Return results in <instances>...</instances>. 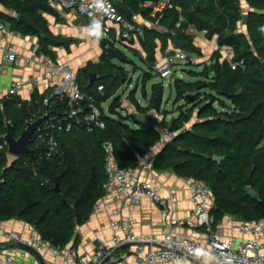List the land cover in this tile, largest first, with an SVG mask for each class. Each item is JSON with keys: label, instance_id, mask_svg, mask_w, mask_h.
<instances>
[{"label": "trees", "instance_id": "obj_1", "mask_svg": "<svg viewBox=\"0 0 264 264\" xmlns=\"http://www.w3.org/2000/svg\"><path fill=\"white\" fill-rule=\"evenodd\" d=\"M1 1L23 14L31 25L25 26L17 17L1 11L0 22L9 21V27L37 35L43 52L52 53L48 44H68L72 40L51 32L41 12H53L47 0ZM123 1L132 13L141 12L148 16L147 10L141 6L144 0ZM239 1L191 0L196 18L188 13L184 0H174L181 10L172 8L165 12L160 20L165 29L142 26L143 31L139 35L145 51L141 61L152 70L157 47L164 48L174 36L186 49H195L192 36L185 31L190 22L199 29H207L208 36L216 34L218 44L232 45L235 58L246 61L244 70L232 69L228 62L219 61L217 52L212 75L210 67L206 66L199 72H189L198 76L194 81H186L176 74L173 76L175 101L184 99L191 106L173 120L171 128L188 120L196 107L198 120L190 129H180L153 157L154 168L172 169L180 175L202 179L210 186L215 195L214 222L225 213L242 220L264 218V203L248 195L245 188V179L252 172V186L264 198V0H247L254 8L247 14V34L238 30V22L242 19ZM180 15L184 18L177 26ZM104 49L100 61H89L77 72L81 89L96 93L99 100L110 97L121 81L114 74V70L121 66L109 59L105 46ZM116 51L121 56L119 50ZM136 54L139 55L138 52ZM93 72L97 77L90 86V74ZM144 73L149 75L146 71ZM99 83L104 85L102 94L96 92ZM240 86L243 89L237 93ZM161 102L162 83H155L148 103L138 104V109L142 113L153 108L158 110ZM216 103L224 109H218ZM118 106L119 97L111 101L109 111H116ZM30 109L26 104L16 106L12 101L6 102L0 117V132L5 130L4 120L8 119L14 126V135L18 136ZM123 118L131 120L132 124L108 115L102 129L59 132L63 154L42 160L37 177L29 166L19 162L7 168L4 180L0 182V220L22 219L33 225L40 236L60 247L74 243L76 225L89 217L93 203L104 194L106 173L102 141L108 139L113 142L115 157L121 166L134 167L136 153H147L159 139L160 133L155 125L137 123L131 113ZM180 146L188 151L180 150ZM191 149L211 156L222 154L225 158L217 163L212 158L192 154ZM45 177L48 181L41 183ZM56 182L59 191L55 189Z\"/></svg>", "mask_w": 264, "mask_h": 264}, {"label": "built area", "instance_id": "obj_2", "mask_svg": "<svg viewBox=\"0 0 264 264\" xmlns=\"http://www.w3.org/2000/svg\"><path fill=\"white\" fill-rule=\"evenodd\" d=\"M47 1L60 10L75 8L81 15L89 18V28H98L99 32L107 37L109 46L114 48L117 43L128 45L134 32L142 33V26L157 28L168 9L181 10L174 0H144L141 6L153 19L142 25L135 15L128 17L114 0H103L102 7L97 6V0ZM179 19L177 26H180L181 18ZM187 29L194 32L191 26ZM11 32L7 23L0 22V71L26 62H32L38 71L32 72L28 77L18 75L11 79L4 90H0V117L8 101H12L16 106L26 104L31 107L27 121H33L42 115L45 117L32 133L29 142L31 152L20 155L11 153L5 137L6 125L5 130L0 132V182L4 180V171L15 162L29 166L37 177L40 174L38 165L42 160L63 154L58 139L59 132H92L102 129L106 126V114L109 111V105H103L104 100H99L94 93L81 89L76 75L67 63L57 61L37 48L29 55L17 51L7 42ZM202 32L207 34V29H202ZM217 46L222 60L228 62L232 69H245V59L235 58L232 45ZM177 60L195 62L196 55L167 44L154 62L153 70L162 79H170L176 72ZM43 81L49 90L45 96L38 89ZM28 84H31V93L25 96L22 90ZM103 90L102 83L96 85L98 93L102 94ZM156 127L160 136L155 147H162L172 139L174 133L169 124L159 123ZM184 128L190 129L191 125L187 123ZM102 144L106 173L104 194L93 203L90 213L110 215L109 226L113 230L111 241L97 237L93 250L78 256L73 244L60 247L40 234L24 235L9 230L5 231L7 240L28 244L40 253H51L59 260L28 257L26 249L20 247L14 253L0 249V264H100L116 248L126 244L131 245L135 260L131 262L124 257L121 264H264V218L242 220L225 213L223 219L228 223L229 233L225 237L220 236L213 228L212 209L215 206V195L204 180L196 177L190 176L186 179L189 196L193 202L191 214L185 219L190 225L189 234L179 235V222L173 219L169 221L168 230L160 235L136 232L137 218L134 210L143 197L148 196L158 203L161 214L168 216L175 194L169 190L167 195H163L161 183L151 174L155 155L153 146L145 154L136 153L134 167H123L115 157L113 142L106 139ZM144 172L151 175L145 176ZM46 181L48 178L45 177L41 183ZM123 211H126V214L123 215ZM200 228L204 230L203 237L199 234Z\"/></svg>", "mask_w": 264, "mask_h": 264}, {"label": "crops", "instance_id": "obj_3", "mask_svg": "<svg viewBox=\"0 0 264 264\" xmlns=\"http://www.w3.org/2000/svg\"><path fill=\"white\" fill-rule=\"evenodd\" d=\"M239 2L242 16L245 14L247 15L249 10L254 9L249 5L247 0H240ZM50 6L53 8V12L41 11L47 20V25L53 34L60 35L62 37H71L72 40L69 41L68 44H48L47 47L49 50H51L52 53H46L40 49L41 44L37 35L32 33H24L12 27H10L12 28V32L10 33V35H8L7 42L22 54L29 55L34 48H37L40 52L52 56L55 60L67 63L77 78L78 70L81 67L85 66L89 61H100L101 56L105 50L104 46L106 47L109 45V43L107 42V37L103 34L102 36L99 32V29L96 27L94 29H90L88 26V24L90 23L89 18L81 15L75 8H65L60 10L53 7L52 5ZM0 11L17 18L19 16L18 12L5 6L1 0ZM132 15H135L136 20L142 25L145 24V22L153 19V17L149 13L148 16L143 15L141 12L136 14L132 13ZM180 18L183 19V15H180ZM6 23L7 25L11 26L9 21H6ZM189 26L194 28V32H191L187 29ZM157 28L165 29L162 25H159ZM238 30L247 34L246 23H244L242 19L238 22ZM185 31L186 34H190L192 36V43L195 45L194 50L186 49L181 43H179L178 40L177 42L171 40L168 42V44H171L175 48H181L188 52L194 53L196 55V60L195 62H189V64L191 63L198 65L199 70L196 72L201 71L206 66L210 67L209 72L212 75L213 64L216 60L217 52L219 53V61H224L221 58V52L219 51L217 46V35L214 34L212 36H208L207 34H204L202 32V29H199L194 23L191 22L188 23ZM139 35L140 34L138 32H134L132 34V37L128 41L129 44H125V46L136 47L139 50L138 56H140L141 59L144 58L145 51L140 44ZM158 44H160L159 40ZM162 49L163 48H160L159 46L157 47L155 53V61L157 60ZM176 63H181V73H184L185 71H192L191 69L185 68V65L188 64L187 61L177 60ZM144 65L148 66V64L145 63ZM34 71L38 70L32 64V62H26L24 64L22 63L19 66L10 67L6 70L0 71V90H4L8 86L12 78L18 75L28 77ZM190 77H192V79L186 81H194L198 76L190 74ZM169 82V85L173 86V82ZM38 89L39 91H42L43 95L44 93L47 94V92L49 91L48 89H46L45 81L39 84ZM22 93L25 96L30 95L31 84H28L22 90ZM150 97H147L148 101ZM148 101L146 103H148ZM180 101H183V103L175 106V109L169 112V115H167V113L165 112L161 113L159 115L160 118L157 119L154 125L157 126L159 123L171 125L170 123H168V121H171V123H173V120L177 118L182 111L187 110L191 106V104L187 103L184 99H180L177 102ZM216 106L218 107V109H224V107L218 105L217 103ZM227 106L229 105L227 104ZM149 110H154V108ZM196 120H198L197 111L193 110L190 114L189 119L184 121L183 123L187 124V122H189L188 124L192 125V123ZM263 142L264 138L262 140V143ZM155 144L152 146L154 147L153 150L156 154L161 147H155ZM151 174L156 177V179L161 183V193L163 195H167L168 191L172 190L175 194V198L172 202L170 214L168 216H163L161 214V207L158 203L151 200L148 196L143 197L142 202L134 210V215L137 218V223L135 225L136 232L160 235L168 230L169 221L170 219H173L179 222V235L189 234L190 225L185 222V219L191 214L193 208V202L189 196V190L186 183V179L189 176L180 175L172 169H158L154 167L152 168ZM151 174L148 172H144L145 176H150ZM122 214H126V211H123ZM223 218L224 215L221 219L213 222V228L220 236L225 237L229 233V226ZM109 219L110 215L108 213L101 215H92L90 213L89 217L85 221L76 225V239L74 240V243L70 242L69 244H73L76 247L78 256H82L84 252L92 251L95 247V239L97 237H101L105 240L111 241L113 230L109 226ZM9 230H14L24 235L39 234L33 225L25 222L22 219L11 218L7 220H0V249H3V252L9 251L14 253L17 252L18 248H20L15 242L6 239L5 231ZM199 234L201 237L205 235L202 228L199 229ZM26 252L28 253V257L34 256L42 260H59L48 252H39L40 257H37L34 253L28 250H26ZM124 257L131 262L135 260V257L131 250V245L129 244L122 245L116 248L100 264H121V260Z\"/></svg>", "mask_w": 264, "mask_h": 264}, {"label": "rangeland", "instance_id": "obj_4", "mask_svg": "<svg viewBox=\"0 0 264 264\" xmlns=\"http://www.w3.org/2000/svg\"><path fill=\"white\" fill-rule=\"evenodd\" d=\"M102 35V34H101ZM103 36V35H102ZM116 48L119 50L121 56L115 57L112 61L121 66L114 70V74L120 77V85L116 89V91L107 99L104 100L103 105L107 106L113 101L115 98L119 97L120 106L116 108V111L110 112L106 114L107 116H113L118 120H126L125 115L131 112H140L138 109V104L146 105L148 101V96L150 97L152 94V87L155 83H162V102L161 106L158 110H148L144 114L150 115L154 114L156 119L160 118L161 113H167L175 109V106L180 105L183 101L177 102L176 100V90L174 85L170 86L169 81H172L173 77L170 79H162L154 70L150 69L148 66L144 65L141 61L140 56L136 54L139 53V50L136 47L125 46L123 43H117ZM183 63L186 64V69H191L194 71H198L199 67L196 64H189V62ZM181 63H175L176 66V75L184 76L185 80L192 79L190 77V73L185 71L181 73L180 70ZM144 71L148 72L149 75L146 76ZM174 74V75H175ZM173 75V76H174ZM146 76V77H145ZM148 78V79H145ZM97 92V91H96ZM98 93V92H97ZM146 93V95H145ZM96 95V93H94ZM100 94V93H98ZM98 97V96H97ZM229 105V102L227 101ZM219 105V104H218ZM142 113V112H140ZM169 118V117H168ZM129 124H132L131 120H126ZM171 124V121H168ZM189 123V122H187ZM186 123H183L179 127L173 128L174 135L184 126Z\"/></svg>", "mask_w": 264, "mask_h": 264}, {"label": "water", "instance_id": "obj_5", "mask_svg": "<svg viewBox=\"0 0 264 264\" xmlns=\"http://www.w3.org/2000/svg\"><path fill=\"white\" fill-rule=\"evenodd\" d=\"M184 1H185L186 5L188 6V13L191 14L192 16L198 18V16L195 13V10L193 8L191 0H184ZM115 4L120 9H122L127 15H132V11L124 3L123 0H115ZM18 21L23 23L25 26L31 25L30 22L27 20V18L23 14H19ZM242 21L244 23H246V21H247V15L246 14L242 16ZM173 40L175 42H177L176 36H174ZM106 54H107V57L109 59H113L115 57H118V52L116 51V48H114L113 46H109V45L106 46ZM95 78H96V73H94V72L91 73L89 85L93 84ZM242 89H243V86H240L237 89V93H240L242 91ZM131 115L134 117V119L136 120L137 123L144 124L147 126H153L157 121L156 116L154 114L147 115V114L140 113V112H131ZM44 117H45V115H42L33 121H26V126L21 130L20 134L17 137L14 135V126H13L12 122L8 119H5V125H6L5 137L8 140V150L15 155H20L22 153L31 152V148L29 147V142H30L32 133H33L35 127L42 121V119ZM260 135H261V133H260ZM179 149L188 151V149H185L182 146H180ZM189 151L192 154L204 156L207 159L212 158L217 163H220L225 158V155H222V154H214L211 156L210 154H204V153H202L196 149H191ZM245 184H246L245 188H246L247 194L250 195L252 198H258V200L260 202L264 203V198L260 197L259 192L256 191L254 189V187L252 186V172L245 179ZM55 189H56V191L60 190L58 182H56ZM16 244L19 247L24 248V249L34 253L37 257H40L39 252L37 250H35L33 247H31L30 245L22 243V242H17Z\"/></svg>", "mask_w": 264, "mask_h": 264}, {"label": "clouds", "instance_id": "obj_6", "mask_svg": "<svg viewBox=\"0 0 264 264\" xmlns=\"http://www.w3.org/2000/svg\"><path fill=\"white\" fill-rule=\"evenodd\" d=\"M97 6L102 7L103 6V0H97Z\"/></svg>", "mask_w": 264, "mask_h": 264}]
</instances>
